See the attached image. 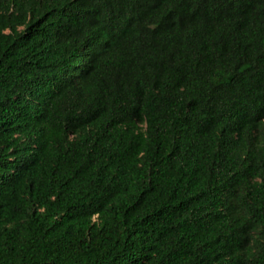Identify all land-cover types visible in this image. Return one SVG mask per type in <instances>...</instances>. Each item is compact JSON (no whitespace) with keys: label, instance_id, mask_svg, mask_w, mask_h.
Returning <instances> with one entry per match:
<instances>
[{"label":"trees","instance_id":"trees-1","mask_svg":"<svg viewBox=\"0 0 264 264\" xmlns=\"http://www.w3.org/2000/svg\"><path fill=\"white\" fill-rule=\"evenodd\" d=\"M0 264H264V0H0Z\"/></svg>","mask_w":264,"mask_h":264}]
</instances>
